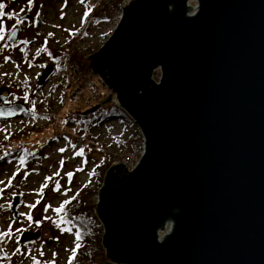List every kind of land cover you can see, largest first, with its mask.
<instances>
[{
    "label": "water",
    "instance_id": "95a60500",
    "mask_svg": "<svg viewBox=\"0 0 264 264\" xmlns=\"http://www.w3.org/2000/svg\"><path fill=\"white\" fill-rule=\"evenodd\" d=\"M188 1L124 0L83 58L145 140L132 171H106L93 207L110 264H264V0H197L196 14ZM6 100L0 121L29 113Z\"/></svg>",
    "mask_w": 264,
    "mask_h": 264
},
{
    "label": "rangeland",
    "instance_id": "374dc122",
    "mask_svg": "<svg viewBox=\"0 0 264 264\" xmlns=\"http://www.w3.org/2000/svg\"><path fill=\"white\" fill-rule=\"evenodd\" d=\"M106 1L31 0L29 3V0H0L5 5L0 10L3 13L0 15V34L3 35L0 41L6 40L15 27L19 28L17 43L25 40L11 46L10 50L0 51V93L7 97L6 104L20 103L33 112L28 96L20 91L26 87L31 93L36 92L33 109L44 113L0 121V181H4L0 184V233H9L7 236L0 234V264H31L33 257L41 264H69L76 244L75 232L63 235L56 224L60 215L55 209L66 206L64 201H71L83 188L92 194L88 201L94 207L102 184L98 172L102 169L104 154L114 157L112 163L120 161L124 146L117 141L129 143L128 139L137 129L135 124L128 122L106 121L99 128H89L86 132L81 122L65 127L62 118L66 111L60 113L63 98L79 85L76 75L72 76L67 68L71 54L77 52L84 58L96 52L112 32L110 20L117 14L118 7L105 22H95L91 13L93 5H97V10ZM26 13L30 17L20 20ZM46 42L57 50H66L71 44L72 51L68 49L66 57L53 62L47 59ZM24 46L28 47L26 53L22 51ZM40 49H43L40 61H33ZM60 66L63 68L54 73V67ZM48 68L51 71L46 81L38 86L42 72ZM91 76L87 72L84 74L89 81L93 79ZM104 97L112 100L109 92ZM49 112L58 114L59 119L52 120L46 115ZM26 132L31 134L26 137ZM11 137L16 138L9 140ZM29 148H33V152L28 153ZM61 148L65 151L61 152ZM8 149L15 152L2 158ZM81 149L83 154L77 155ZM57 172L59 175H55ZM68 173H72L71 178ZM57 182L59 191L55 190ZM16 195H21L22 201L14 219L9 208ZM91 214L94 215L93 211ZM35 228L40 230L43 240L33 246H24L20 242L21 234ZM48 238L55 239L60 246L49 245ZM86 243L92 246L94 240L88 239ZM101 256V260L106 261L104 253Z\"/></svg>",
    "mask_w": 264,
    "mask_h": 264
},
{
    "label": "trees",
    "instance_id": "16d2710c",
    "mask_svg": "<svg viewBox=\"0 0 264 264\" xmlns=\"http://www.w3.org/2000/svg\"><path fill=\"white\" fill-rule=\"evenodd\" d=\"M123 1L124 0H107L97 12L92 14L94 21L97 23L107 21L113 10L120 6ZM6 15L9 16V14ZM24 41L25 40H22L20 42ZM11 48L12 47H9L6 44L5 40L0 41V51L2 49L10 50ZM27 48V46H24L22 51L26 53ZM44 49L45 51H48V53H46L48 57L47 59H50L53 62L66 57L68 54V49L72 51L71 44L66 50H57L50 48L48 42H46ZM42 50L43 49H40L39 52L34 56L33 61H40V52ZM82 60V54L73 52L71 54V60L67 64L70 74L72 76L76 75V77L74 76L75 81L77 80L76 83H79V85H76L75 89L72 90L66 98H63V108L60 113L63 114L66 111L64 118H62V120H65V127H68L72 124L78 125L79 122H81V124L84 125V131L88 132L89 128H99L100 124H103L106 121L124 122L128 120V116L123 111H121L116 105L108 103L105 100L104 94L106 91L101 83L99 84L94 78L91 81H87L84 78L85 71L82 68ZM62 68L63 66L57 68L54 67V73L57 71V69ZM158 77L159 73L156 72L154 79L157 80ZM36 88L38 91L39 87L36 86ZM20 91H22L24 95L28 96L29 107L33 110L32 115H44V113H39L38 110L33 109L34 102L36 101V92L31 93V90H26V87L20 88ZM46 115L50 116L52 119L55 117L59 119V115L55 114V112H49ZM30 134L31 132L25 133L26 137ZM15 138L16 137H11L9 140H15ZM128 141L129 143L125 141L117 142L119 144L121 143L122 146H129L130 142L133 141V137L128 139ZM13 152L15 151L8 149L2 158H7ZM27 152H33V148H29ZM32 155L35 156L36 153H32ZM112 161V155L110 156L104 154L102 169L98 172L99 176L103 178L105 172L110 168ZM90 195L92 194H90V192L84 188L79 189L78 192H76L73 196L75 199H72L70 203L64 206V211L58 213L60 217L58 221H56V224L63 235L70 234L73 231L75 232V236L76 233H80L81 235L80 242H82V245L77 250L78 252L75 255V259H73L72 264H110L101 260V257H103L101 255L104 253V250L100 245L102 227L97 219L91 214L93 210L91 204L88 201ZM68 229H70V231H68ZM88 239H93L94 245L91 246L86 243V240ZM31 264H33V259L31 260Z\"/></svg>",
    "mask_w": 264,
    "mask_h": 264
},
{
    "label": "built area",
    "instance_id": "2783aa9c",
    "mask_svg": "<svg viewBox=\"0 0 264 264\" xmlns=\"http://www.w3.org/2000/svg\"><path fill=\"white\" fill-rule=\"evenodd\" d=\"M191 14H194L193 12ZM121 14L118 13L113 19H112V26L115 27L116 24L120 21ZM135 142L132 146L131 150H124V152L121 155V160L124 166L128 171H132L133 168L136 166V164L139 162V160L142 158V156L145 153V140L142 133L139 131L135 137ZM170 230V223H167L164 228L163 233H167V231ZM163 234H159V236H162Z\"/></svg>",
    "mask_w": 264,
    "mask_h": 264
},
{
    "label": "snow or ice",
    "instance_id": "6c2138e0",
    "mask_svg": "<svg viewBox=\"0 0 264 264\" xmlns=\"http://www.w3.org/2000/svg\"><path fill=\"white\" fill-rule=\"evenodd\" d=\"M29 3H31V0H29ZM4 7H5V5L2 4V3H0V9H3ZM0 15H3V13L0 12ZM0 33H2V29H0ZM50 35H51V34H50ZM0 39H3V35H2V34H0ZM60 151H61V152H64L65 149L61 148ZM82 154H83V149H81L80 152L77 153V155H82ZM61 164H63V161H61ZM55 175H59V172H57ZM67 175L69 176V178H71L72 173H68ZM48 179H52V177H49ZM2 183H4V181H0V184H2ZM8 183L10 184V183H11V180H9ZM44 187H47V184H45ZM55 190H56V191H59V190H60V185H59L58 182H57V184H56V189H55ZM69 191H70V189H69ZM65 194H66V193H65ZM72 199H75V197H72ZM68 203H70V201H68V200L64 201V204H68ZM0 207H2V206H0ZM32 207H35V205H32ZM46 210H47V209H46ZM55 211H56L57 213H60V212L64 211V206L61 205V207L55 209ZM31 218H32L31 216H28V219H29V220H31ZM68 231H70V229H68ZM0 234L5 235V236L9 235V233H7V232H5V233H0ZM80 239H81V235H80V233H76V236H75L76 244H75V248L72 250L73 255H72V257H71L70 260H69V264H72V260L75 259V253H76V250H78V249L80 248V246H81L80 243H79ZM42 254H43V253H41V255H42ZM33 264H40V261H39V260H36V258L33 257Z\"/></svg>",
    "mask_w": 264,
    "mask_h": 264
},
{
    "label": "bare ground",
    "instance_id": "6f19581e",
    "mask_svg": "<svg viewBox=\"0 0 264 264\" xmlns=\"http://www.w3.org/2000/svg\"><path fill=\"white\" fill-rule=\"evenodd\" d=\"M188 4H189L190 7H192L193 13L196 14V8H197V6H198V5H197V0H189V1H188ZM155 73H156V72H155ZM155 73H154V75H155ZM154 75H153V76H154ZM114 94H115V93H114Z\"/></svg>",
    "mask_w": 264,
    "mask_h": 264
},
{
    "label": "flooded vegetation",
    "instance_id": "af4514ba",
    "mask_svg": "<svg viewBox=\"0 0 264 264\" xmlns=\"http://www.w3.org/2000/svg\"><path fill=\"white\" fill-rule=\"evenodd\" d=\"M43 240V237H41V241ZM47 241V240H46ZM58 243L57 242H55V243H53V244H51V245H53V246H56ZM57 247V246H56Z\"/></svg>",
    "mask_w": 264,
    "mask_h": 264
}]
</instances>
